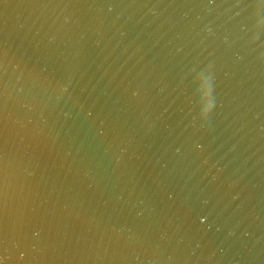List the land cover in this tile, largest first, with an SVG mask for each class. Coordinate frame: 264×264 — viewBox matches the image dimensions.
Masks as SVG:
<instances>
[{"label": "water", "instance_id": "95a60500", "mask_svg": "<svg viewBox=\"0 0 264 264\" xmlns=\"http://www.w3.org/2000/svg\"><path fill=\"white\" fill-rule=\"evenodd\" d=\"M0 264H264V0H0Z\"/></svg>", "mask_w": 264, "mask_h": 264}, {"label": "clouds", "instance_id": "9594fccd", "mask_svg": "<svg viewBox=\"0 0 264 264\" xmlns=\"http://www.w3.org/2000/svg\"><path fill=\"white\" fill-rule=\"evenodd\" d=\"M208 111H210V109L208 110ZM208 111L204 114L205 115V117H207V115H208Z\"/></svg>", "mask_w": 264, "mask_h": 264}, {"label": "snow or ice", "instance_id": "6c2138e0", "mask_svg": "<svg viewBox=\"0 0 264 264\" xmlns=\"http://www.w3.org/2000/svg\"><path fill=\"white\" fill-rule=\"evenodd\" d=\"M207 111H208V109L206 108V109L204 110V114H205Z\"/></svg>", "mask_w": 264, "mask_h": 264}]
</instances>
